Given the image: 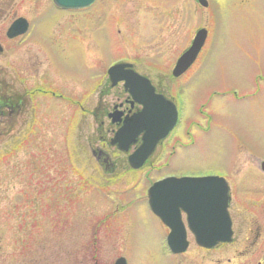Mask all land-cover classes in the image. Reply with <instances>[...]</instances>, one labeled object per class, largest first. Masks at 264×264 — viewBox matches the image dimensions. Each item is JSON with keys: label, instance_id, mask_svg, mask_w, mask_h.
I'll list each match as a JSON object with an SVG mask.
<instances>
[{"label": "rangeland", "instance_id": "obj_1", "mask_svg": "<svg viewBox=\"0 0 264 264\" xmlns=\"http://www.w3.org/2000/svg\"><path fill=\"white\" fill-rule=\"evenodd\" d=\"M10 2L1 42L12 15L30 17L32 26L24 42L0 56L1 80L8 83L0 82V96L13 98L11 108L0 110V264H115L121 256L128 264H182L147 191L165 177L197 176L233 159L246 164L254 154L242 149L244 140L264 155V77L256 80L264 76V0H209L207 9L198 0H136L124 7L100 0L74 12L53 0ZM115 7H122L121 26L109 16ZM202 27L209 28V44L177 81L175 62ZM23 52L33 57L24 71ZM119 59L183 102L177 132L183 144L161 147L143 169H134L111 142L118 127L108 113L124 88L112 86L107 71ZM240 169L234 166L235 182ZM260 175L245 171L247 182ZM225 250L192 241L184 257L215 264Z\"/></svg>", "mask_w": 264, "mask_h": 264}, {"label": "water", "instance_id": "obj_2", "mask_svg": "<svg viewBox=\"0 0 264 264\" xmlns=\"http://www.w3.org/2000/svg\"><path fill=\"white\" fill-rule=\"evenodd\" d=\"M94 1L55 0L58 5L65 8L85 7ZM200 1L207 5L206 0ZM27 28L28 22L20 18L10 27L8 35L10 37L18 36L26 32ZM206 36V30H201L198 33L192 47L179 59L174 71L176 75L186 71L193 63L205 43ZM126 68H132V64L119 63L110 68L109 73L113 85L125 79L128 91L144 107L124 120L123 126L113 137L112 144L125 152H130L132 146L138 142L139 136L142 135V144L129 156L131 165L134 168H140L154 154L158 143L167 137L176 125L178 121L177 110L169 99L156 93L155 87L148 78L131 69L126 72ZM215 181L214 177L167 178L157 182L151 188V204L154 210L173 228L170 241L173 250L181 252L187 246L184 243L182 246L174 244V239L180 237L177 235L178 228L183 225L180 208L188 212L192 229L196 232L198 240L204 245L213 247L217 242L228 239L232 224L228 211L230 197L226 187L214 195L211 190ZM171 191L175 192L170 193V195L166 193ZM164 198L169 199L172 206L168 207ZM166 205L167 208L164 211ZM215 223L218 226L213 230L211 224L214 226ZM116 264H127V261L125 258H120Z\"/></svg>", "mask_w": 264, "mask_h": 264}, {"label": "flooded vegetation", "instance_id": "obj_3", "mask_svg": "<svg viewBox=\"0 0 264 264\" xmlns=\"http://www.w3.org/2000/svg\"><path fill=\"white\" fill-rule=\"evenodd\" d=\"M9 1L10 0H2V3H0V21L7 19L6 16L9 15V13H10L9 5L11 4V2L9 3ZM11 1H13V0H11ZM99 1L100 0H96L93 5L86 7V8H83V9H80V10L79 9L78 10H74V9H70V10H64L63 9L62 10L61 9V11L74 12V11L88 10V9L94 7L97 3H99ZM119 1H121L123 3L122 7H124L131 2H135L136 0H119ZM101 4L102 5H100L99 10H100L102 16L105 17L106 11L104 9L103 3H101ZM122 7H115L113 14L109 15L111 18H115L118 21L117 24H119L120 26L122 25L120 23V20H119ZM19 17H25V16L16 17V14H14V15H12V18H8V19H12L8 28L14 22V20L19 18ZM25 18H27V17H25ZM32 18H34V17H32ZM27 19L30 22V27H29L28 32L24 35H21L19 37L11 39L7 36V31H8V28H7V30L5 32L7 39L4 40V43H2L3 47L0 49V56L4 55L5 57H8L11 54V49L8 48V46H10V45L13 46V44H17L20 41L24 42V40L27 38L26 36L29 33L31 26H32L31 18L29 17ZM87 23L88 22H86V21L84 22V24H87ZM3 32H2V34H3ZM0 42H1V39H0ZM208 42H209V38H208ZM208 42H207V44H208ZM205 48H206V46L202 49V51L199 54L196 62L190 67V69L187 72H185L180 77H174L172 74V77L178 81V80H181L185 75H187L195 67L197 62L200 60L201 56L203 55V51L205 50ZM187 49H185L182 52V54ZM47 54H48L47 57H49V59H51L50 54L48 52H47ZM21 55L23 58V60H21L22 71L28 70V67L30 65L29 61H31L33 58L32 54H29L27 52H23V54H21ZM34 63L40 64V61L36 58V62H34ZM135 69H137L136 66H135ZM2 71L5 74L4 77H6L7 74L9 73L8 68H5ZM262 73H263V71L259 70V74H262ZM262 77L263 76H259L256 78V80L259 81L260 79H262ZM2 81H3V83H6L5 80H3V79L1 80V75H0V82H2ZM7 84L8 83H6L5 85L8 86ZM119 84H122V86L124 88V94H123V96L121 94L118 96L120 100H119V102L114 103V110L112 112L120 115L121 119H124L127 116L132 115L135 112H137L140 109L141 105H139L138 103L133 101L132 96L125 90L124 83H119ZM33 91L35 92V88ZM160 92L164 93L163 91H160ZM25 95H26V92L23 93V97H25ZM166 96L168 98H170L176 104V106L179 110L180 119H179V122H178L176 128L174 129V131L170 135V137L168 139H166L161 144V146L162 147H164L165 145L168 146V144L172 143V144H174V147H175L177 144H183L182 139L177 136V131L180 129V127L184 123V111H183V106L178 101V97L176 95H172V96L166 95ZM12 99L13 98H12L11 94H8V93L0 96V110L2 109L1 106H4V109L5 108H11L12 105L10 104V102H12ZM19 99H20V101H22V97H20ZM17 101H18V98H17ZM99 111H101L100 106L96 109L95 114H97ZM2 112H4V111H2ZM112 112H109L108 115ZM201 113L204 115L203 116L204 118H206V119L208 118V122L211 120L212 117L210 115L206 114L202 109H201ZM192 141H194V139H192ZM240 145H241L243 150H246L249 153L254 154V156L252 158H250L251 159L250 161L247 160V161H245L246 164L239 165L238 164L239 160L233 159V160H231L230 164H227L226 166L218 168V170H213L208 174H203V175H217V176L224 177L225 180L227 181L228 185H229L230 194L232 196L231 201H230V205H229V210H230L231 217L233 220V225H232L233 234L231 237L232 239L228 242H221L216 247H214L212 249L202 247L196 243L200 248H203L206 250H215V249H218L220 247H226V250L224 251V254H223L224 256L214 258V260L212 261L215 264H217V263H219V264H264V155L262 153H257V149L255 147H250L248 145V143H246L245 140L242 143H240ZM166 153H168V150L166 151ZM235 165L240 166L242 168V169H240L241 178H240V180H237L236 182H235V180H232V178H233L232 175L235 172L234 171ZM252 168L255 169L257 172H259V174H261L260 175L261 178H259L257 181L247 182L246 176H245V171H249ZM236 195L241 197V203H238L239 205H234V203H233V199H235ZM165 227L167 229V238H168V235L171 232V230L167 226H165ZM191 239H192V237L190 238V242H191L190 244H192V240L194 242H196L194 238L192 240ZM187 252L180 253L177 255L179 257L178 258L179 262L182 264H191V263L199 264V262H195L194 260L189 261V262L186 261L184 255H186Z\"/></svg>", "mask_w": 264, "mask_h": 264}, {"label": "trees", "instance_id": "obj_4", "mask_svg": "<svg viewBox=\"0 0 264 264\" xmlns=\"http://www.w3.org/2000/svg\"><path fill=\"white\" fill-rule=\"evenodd\" d=\"M46 263H48V262H46Z\"/></svg>", "mask_w": 264, "mask_h": 264}]
</instances>
